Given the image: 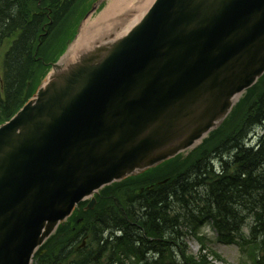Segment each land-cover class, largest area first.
<instances>
[{
  "label": "water",
  "instance_id": "water-1",
  "mask_svg": "<svg viewBox=\"0 0 264 264\" xmlns=\"http://www.w3.org/2000/svg\"><path fill=\"white\" fill-rule=\"evenodd\" d=\"M106 1L0 126V264H33L79 203L190 150L264 75V0H156L73 53Z\"/></svg>",
  "mask_w": 264,
  "mask_h": 264
},
{
  "label": "trees",
  "instance_id": "trees-1",
  "mask_svg": "<svg viewBox=\"0 0 264 264\" xmlns=\"http://www.w3.org/2000/svg\"><path fill=\"white\" fill-rule=\"evenodd\" d=\"M82 1L0 0V124L8 121L33 95L47 74L49 64L55 61L65 49L67 41L72 39L91 4L82 10L72 26L67 27L66 35L58 37L60 43L53 51L48 45L50 40L55 39L54 30L78 13ZM249 97L253 102L244 107L245 99L239 105L235 112H241L238 120L220 141L203 148L189 165L183 167L177 164L172 171L162 176H176L178 171L191 164L194 167L192 172L196 174L200 161L209 160L214 152H224L229 162L220 163L221 173L227 175V181L235 172L238 184L243 187L242 200L231 196L221 199L220 190L226 181L216 182L212 178L215 174H212L208 180L199 178L212 186V189L207 187L210 192L205 194V198H196L187 193L181 200L178 198L181 202L178 203L177 213L172 214L171 211L170 216L166 217L164 210L157 205L165 194L163 186H159L161 192H157L158 195L150 192L146 194V206L155 215L153 219L151 215H145L144 209L139 214V217H145L141 221L142 225H128L132 220H128L127 225H120L116 221L119 225H110L114 232L105 238L102 236V225H90L95 219L94 215L84 221L77 232L72 231L71 234L69 231L58 247H51V240L46 245L48 252L45 255L37 254L35 264H142L146 255L139 243L143 242L156 250L155 254H151L152 257L147 255L150 256V264H211L207 259L209 253H204L208 247L199 232L205 223L212 224L221 240L227 239L223 242L238 244L244 260L241 264H264V86L260 90H251L246 98ZM251 130L256 131L254 139L248 136ZM253 167H257L258 171L252 177ZM245 171L249 173L247 179L244 178ZM178 181L169 186L172 193L181 188L184 190L185 185L178 184ZM127 189L123 191L127 193L130 190ZM120 199L117 196L113 202L118 203ZM153 220L158 223L149 225ZM156 227H161L160 234L153 233ZM246 227L248 234L244 231ZM190 233L202 242L199 256H192L187 247L183 248L184 238ZM80 236L89 239L87 247L76 251L75 257L68 259L65 253L68 245L73 238ZM148 236L154 240H149Z\"/></svg>",
  "mask_w": 264,
  "mask_h": 264
},
{
  "label": "bare ground",
  "instance_id": "bare-ground-1",
  "mask_svg": "<svg viewBox=\"0 0 264 264\" xmlns=\"http://www.w3.org/2000/svg\"><path fill=\"white\" fill-rule=\"evenodd\" d=\"M113 1L109 8L106 10V12L97 19L96 23L95 21L91 23L90 21L87 22L84 26V28L81 30V33L75 43L72 45L71 51L73 53H80L81 50H83L86 47V44H89L90 40L92 41L94 38L96 41L102 40V38L105 35H108L115 31L117 29V36H122L127 34L139 21L140 19L145 15L146 11L148 10L150 4L147 6L145 10H143V7L140 10V14L136 16L130 22L129 26H124L122 23L126 21V18L129 17V13L122 16L121 11H124L127 7L126 5H129L126 0L121 2L119 0H111ZM148 1L145 2L147 4ZM122 4V7L119 10V6ZM128 9V8H127ZM127 12H131L127 10ZM122 16V17H121ZM249 138L254 139L256 137V131L251 130L248 134ZM199 143L195 144V147H199ZM210 147V146H209ZM259 148V147H256ZM199 156V154L197 153ZM196 156V157H198ZM264 158V157H263ZM180 162H184V159H180ZM223 162H229V157L224 152H214L211 154L209 160H203L200 161L196 167V170L198 173L193 174V164H191L188 167H185L183 170H180L177 172L176 176H170V177H162L160 178V181L162 182V186L165 189V194L161 196L162 199L157 205L159 208H162L164 210L166 217L170 216V212L172 211V214L177 213V206L178 203H180L181 198L183 195L190 193L193 194L196 198H205V194L209 193L210 191L207 189V187L212 189V186L209 183H204L199 178H205L210 179L212 174H215L212 176L213 179H216L215 181L225 183L227 175L224 173H221V165L220 163ZM264 163V162H263ZM189 165V163L185 164L184 166ZM258 171L257 167L252 168V177L254 174ZM249 176V173L245 171L244 178L247 179ZM177 180L178 184L185 185L184 190L181 188L180 190H176V193H172L170 189V185L174 184ZM104 188H111L110 185L105 186ZM155 187L150 191V194L153 193V195H158L157 192L160 188ZM162 188V187H161ZM243 187H241L238 184V181L235 178V172L231 174V176L226 181L225 185L220 190V197L227 198V196L240 198L241 200L244 198L243 194ZM130 191V190H129ZM123 191L120 187L116 188L114 190V194L116 195L113 200L116 201L117 196L121 199L118 203H114L111 201H107L102 207H98L97 209H94L95 219L90 225H102L104 232L102 236L106 238L111 236V234L114 232L112 231V228L110 225H113L116 221L120 223V225H127L128 220H132L130 224L128 225H142L141 221H144L145 217H139V214H142V211H145V215L149 214L151 215L152 219L155 217L152 210L148 209L146 194L138 193L137 190H131L130 192ZM136 191V192H134ZM149 193V192H148ZM159 197V196H158ZM156 198V197H155ZM153 197V199H155ZM180 198V200L178 199ZM218 198V197H217ZM156 202V201H155ZM153 202V203H155ZM145 209V210H144ZM155 209L154 211H156ZM184 210V209H183ZM232 211V209H231ZM141 216V215H140ZM139 217V218H138ZM138 218V219H137ZM135 219H137L135 221ZM147 219V217H146ZM154 221V220H153ZM158 222H152L149 225H156ZM116 224V223H115ZM119 225V224H116ZM152 228V226H149V228ZM155 227V226H154ZM126 228L129 230V227L126 226ZM159 229V230H158ZM161 227H156L155 231L153 233L160 234ZM149 237V236H148ZM149 240L153 241L154 239L149 237ZM75 249H73V246H69L66 249V254H68V259H72L75 257L76 251L84 250L79 243L74 242ZM139 246L144 250V254L146 255V258L142 260V264H150L151 261L148 260V257H152L155 254L156 250L148 247L147 245L140 244ZM77 249V250H76ZM147 255H150L147 257ZM134 262L136 259H132ZM56 261V260H55ZM34 264V263H33Z\"/></svg>",
  "mask_w": 264,
  "mask_h": 264
},
{
  "label": "rangeland",
  "instance_id": "rangeland-1",
  "mask_svg": "<svg viewBox=\"0 0 264 264\" xmlns=\"http://www.w3.org/2000/svg\"><path fill=\"white\" fill-rule=\"evenodd\" d=\"M94 0H83L80 8L77 9L78 13H74L72 15V17L70 18L69 21L65 22L64 24H62L60 26V28L55 29V39H53L52 41L50 40L48 42L49 47L51 48V50L53 51L54 47L59 45L60 41L58 39V37L60 38L62 35H66V31H67V27L68 26H72L73 22L76 20V17L83 12L82 10H84L89 4H91ZM121 2L125 1V0H119ZM148 1L147 4H145V2ZM155 0H126V2L129 5H126V8L124 11H121L122 16H124L125 14L129 13V17L126 18V26H129L130 22H132V20L134 18H136V16H138L140 14V10L143 7V10H145L147 8V6L150 3H154ZM113 1L111 0H107L106 4L101 8V10H99L98 12H96L94 15H92L91 17V22L93 23L95 21H97V19H99V17H101L106 10L109 8L110 4ZM152 3V4H153ZM122 7V4L119 6V10ZM127 10L131 11V12H127ZM121 16V17H122ZM54 53V52H53ZM264 81L259 85V87H261L263 85ZM258 90V89H257ZM248 96V95H247ZM246 96V97H247ZM245 97V98H246ZM255 97V95H253V98ZM244 98V99H245ZM250 98V97H249ZM253 100L250 99H246V103L244 105L245 106H249V104H251ZM242 103V102H241ZM247 106V107H248ZM241 112L238 110L237 113L233 114V116L231 117V119L229 120V122L218 132L216 133H211V136L209 137V135L206 137V139L204 140V142L197 148H194L193 151L191 152H186L183 154V159L185 161V163L180 162L179 160L181 158H179L178 160L174 161V162H169L161 167H158L155 169V172H153L150 176H155V177H159L162 176L163 174H167L171 169H173L174 167H176V163H180L183 164V167L185 164L189 163L191 160H193V158H197L196 156L197 153L199 154V152L209 146L212 143H216L218 141H220L223 137L225 133H228L232 127H233V123L235 121L238 120L239 116H240ZM259 136V135H258ZM215 146V145H214ZM209 148V147H207ZM175 164V165H174ZM150 177L146 178L145 180H139L136 183L137 185H133V188H131L132 190H140V187L148 184V182L150 181ZM136 192V191H134ZM110 194H108V196H104V199L101 201L100 207H102L108 200L107 197H109ZM205 226L200 227V237H202L205 240L206 246L208 247V250H205L204 253H209L210 257H208V261L211 264H241V261L243 260V257L241 256L240 250L237 246V244L233 243V244H227L223 241H226L227 239L222 238V242L218 241V233L213 229L212 224L210 223H205ZM184 232H186L185 230H183ZM245 233H248V228L246 227L244 229ZM220 237V236H219ZM60 241L62 240V238H60ZM87 239V238H86ZM221 239V238H220ZM79 245H82L83 247V241H85V236H80L79 238H77ZM89 242V239H87V244ZM184 246L183 248L186 249L185 247L188 248L189 253L193 256H199L200 253L202 252V242L197 238L196 235L194 234H188V236L186 238H184Z\"/></svg>",
  "mask_w": 264,
  "mask_h": 264
}]
</instances>
